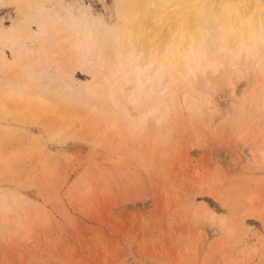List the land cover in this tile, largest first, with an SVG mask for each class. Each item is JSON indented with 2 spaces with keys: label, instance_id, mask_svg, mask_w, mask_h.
<instances>
[{
  "label": "rangeland",
  "instance_id": "1",
  "mask_svg": "<svg viewBox=\"0 0 264 264\" xmlns=\"http://www.w3.org/2000/svg\"><path fill=\"white\" fill-rule=\"evenodd\" d=\"M182 4L0 0V264H264V41L217 26L209 46L198 22L264 0ZM144 42L164 44L163 105L126 112L112 81Z\"/></svg>",
  "mask_w": 264,
  "mask_h": 264
},
{
  "label": "bare ground",
  "instance_id": "2",
  "mask_svg": "<svg viewBox=\"0 0 264 264\" xmlns=\"http://www.w3.org/2000/svg\"><path fill=\"white\" fill-rule=\"evenodd\" d=\"M149 1V0H148ZM159 14L162 16L166 15L164 12L167 7H170L172 10L167 15L170 17L169 19H174L177 14L183 15L186 12V8H182L183 0H157ZM152 6H155V3L151 2ZM36 11L38 13H42V7L40 4H36ZM219 9H215L210 13H207V19H199L198 22L201 23V26L207 28L210 33V38L207 40V45H213L215 43L214 38L216 35L217 26H227L231 27L235 31L237 39L235 43L245 42L247 38H250V33L255 32L258 34L260 38L264 41V14L261 16L256 14L254 16H250L247 11H243L242 15L239 16L238 20L243 22L242 26L236 27V25L230 24L232 21V17L229 15L221 14ZM219 16L217 23L214 22V19ZM45 18V17H43ZM159 17L155 18V25H149L150 27L155 28L160 27L162 23V19ZM47 19V18H46ZM59 19H54L51 22L49 19L46 20L45 26L49 27L51 25H59ZM72 23H65L60 30L62 34V42L66 45L68 49V57L73 56L75 50L79 51V54L75 56V62L81 63L84 60V50L85 47L83 43L75 46V39L73 37L72 31ZM86 23L84 21H80L77 27H84ZM193 26H195V22H193ZM54 27V26H53ZM77 30V29H76ZM74 32V31H73ZM76 32V31H75ZM78 32V31H77ZM76 32V34H77ZM50 34L52 38L57 37L56 33L50 30ZM75 34V33H74ZM61 35V34H60ZM135 37V36H134ZM51 38V39H52ZM258 38V37H257ZM234 42V41H232ZM261 42V41H260ZM148 42H144L139 46V51L135 55V60L132 61L129 55H124L125 58L123 66L126 68L125 75L123 77L117 78L115 81H112V95L114 102L123 106L124 110L128 112V107L131 106L133 109L136 107H140V112L146 109L149 106H162L163 105V95L166 92L167 84H162L161 79L159 77L160 69H159V60L161 58V54L163 53L162 48L164 44L158 42L157 45L159 47V54L155 52V48L148 49ZM13 45V44H12ZM24 45H19V49L17 50L18 54L24 53ZM67 52V51H66ZM130 55H134L131 51ZM80 66V65H79ZM76 68L78 66H75ZM250 69L254 70L253 67L249 65ZM222 80H227V86H230L231 89H234V84L231 83L230 73H225ZM241 79V78H239ZM234 87V88H233ZM215 90V86L209 87V91L204 94L206 103H212V100L208 99L207 96L212 95ZM235 91V89H234ZM233 91V93H234ZM210 97V96H209ZM206 104V105H207ZM203 104H201L202 106Z\"/></svg>",
  "mask_w": 264,
  "mask_h": 264
}]
</instances>
